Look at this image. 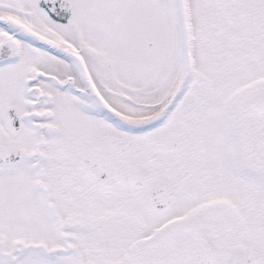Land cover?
Segmentation results:
<instances>
[{
    "label": "snow or ice",
    "instance_id": "1",
    "mask_svg": "<svg viewBox=\"0 0 264 264\" xmlns=\"http://www.w3.org/2000/svg\"><path fill=\"white\" fill-rule=\"evenodd\" d=\"M0 264H264V0H0Z\"/></svg>",
    "mask_w": 264,
    "mask_h": 264
}]
</instances>
